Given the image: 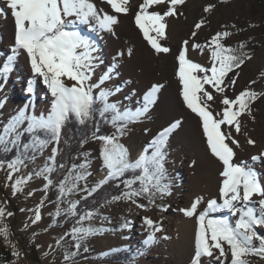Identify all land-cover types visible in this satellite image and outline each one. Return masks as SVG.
Masks as SVG:
<instances>
[{
    "label": "snow or ice",
    "instance_id": "1",
    "mask_svg": "<svg viewBox=\"0 0 264 264\" xmlns=\"http://www.w3.org/2000/svg\"><path fill=\"white\" fill-rule=\"evenodd\" d=\"M2 2L4 6L0 7V14L6 11L10 13L14 21L15 33L10 55L0 68V75L6 77L13 70L15 60L24 53L30 62L33 78H40L53 98L47 113L37 115L34 111L29 112L25 107L0 129V150L7 152L14 148L17 151V156L7 162L8 168L11 169L9 179L13 173L20 171L25 160H34L37 154L54 143L56 147L53 148L48 162L36 173L46 180L45 191L51 188L54 182L50 174L66 167L63 163L57 165L56 157L60 154L61 142L63 141L65 145L69 144L65 129L73 117L81 126L94 123L92 139L102 143L100 153L102 170L106 171L103 180L90 190L86 184L83 189L80 188V182L86 181L91 175L88 171L90 164L87 159L88 154L85 153L83 161L79 164L73 163L58 183L56 216L62 213L79 216L77 224L80 226H74L70 233L66 234L71 235L76 241L77 252L72 253L74 256L85 239L91 235L102 234L108 229L84 227V221L99 215L98 209L85 210L82 214H78L80 201L67 198L78 191H84L87 195L81 199L87 200L109 182H118L115 187L121 188L123 185V188L119 195L106 200L105 204L124 200L146 210L147 205L138 203V198L144 197L149 204H154L157 196L171 195V183H165L167 176L164 168L166 158L164 149L168 136L180 127L181 121L177 120L159 132L145 147L143 154L131 162L127 148L119 142L120 137L124 135L129 123L138 121L151 108L162 85H153L144 94L141 108L136 111L130 109L121 111L116 103L109 102V97L115 94L114 91L101 88V85L111 79V73L106 72L97 83H91L98 66L99 58L96 55L98 47L94 39L83 34V30L114 33V26L119 22L118 15L127 14L129 11L127 6L129 0H101V3L109 6L112 14L98 8L94 0H2ZM184 2L185 0H170L171 7L163 14L150 12L149 9L154 5L165 3V0H142L139 5L135 14V23L156 53H168L170 49L163 47L150 35V30L163 37L167 27L165 17L174 16L176 6ZM214 7L215 5L209 4L204 11L211 12ZM203 23L204 21L201 20L195 28L200 29ZM195 35L194 31L192 36ZM231 35L230 31H220L208 41L210 66L205 67L189 58L191 50L199 49L201 52L205 50V46L199 43L184 41V47L178 54V76L182 84L183 101L186 107L200 119L207 146L211 154L222 164L223 177L219 200L208 199L206 208L198 215L192 264H201L202 257H213V249L219 250V254L215 256L216 260H220L221 257L227 260L225 244L231 254L230 264H248L244 259L248 254L264 257V235L257 231V227L264 228V183L261 182L260 174L254 167L258 162L264 163V151L252 156L251 163L235 162L236 153L230 146L231 143L239 147V142L233 138L230 129L234 127L235 132L240 133L241 124L238 118L245 112L251 113V104L259 98V94L245 89L235 98H228L226 95V89L236 84V77H229L228 74L240 68L246 59L251 58L241 50L226 46L225 41ZM243 47L244 45L241 44L240 49ZM226 77L227 83H225ZM206 85L209 88L206 89ZM96 89L100 91L96 93ZM26 91L29 94L34 92L31 81ZM216 93L220 94L222 111L214 115L209 102H215ZM97 104L100 107H97ZM97 114L105 123L112 125L115 129L113 133L99 134V124L95 123ZM25 122L27 127L21 131V126ZM222 126L226 127L222 130ZM40 133L44 134V138H41ZM25 134L31 138L28 143L21 142ZM85 142V139H81V146ZM247 143L255 144V141L248 139ZM149 149H151L150 154ZM3 163L0 162V167ZM128 172H132L133 176L126 178ZM23 183H25L23 179L15 181L13 194L21 191ZM137 183L139 186L134 187ZM255 196L260 197L258 202L253 199ZM62 202H67L66 209L59 207ZM202 202L204 197H197L190 207L180 211L187 217H194ZM222 212L229 213L231 217L239 215L234 224L229 216L210 215ZM4 215L5 211L0 209V218ZM100 218L108 219L102 215ZM40 219L41 215L37 211L33 222ZM144 222L151 232L143 243L145 246H150L156 240V233L162 232L163 228L161 223L149 217H145ZM122 227H128V223L126 222ZM0 234L7 236L6 230H0ZM254 241H259L258 247ZM84 251L87 252L88 249L85 247ZM13 254L18 255L16 252Z\"/></svg>",
    "mask_w": 264,
    "mask_h": 264
},
{
    "label": "rangeland",
    "instance_id": "2",
    "mask_svg": "<svg viewBox=\"0 0 264 264\" xmlns=\"http://www.w3.org/2000/svg\"><path fill=\"white\" fill-rule=\"evenodd\" d=\"M141 3L142 0H129L127 5L129 11L127 14L118 15L119 22L114 26V33L83 30V34L94 39L98 47L96 53L99 58L98 66L91 83H97L106 72L111 73V79L101 85V88L114 91L115 94L110 96V103H116L121 111L125 109L136 111L141 108L144 94L153 85H165L166 88H170L172 103L167 107L153 104L138 121L127 128L119 142L127 148L129 159L134 162L139 150L149 145L148 143L159 132L177 120L182 121L180 127L168 136L164 149L166 156L164 168L167 176L165 183H171V195L157 196L154 204H149L144 197L138 198V203L147 205L146 210L124 200L107 206L94 219L83 222V226L108 230L102 234L89 236L81 243L78 253L71 257L66 253L63 242L73 248V253L77 252L76 241L71 235L66 234L70 233L74 226L80 225L74 219L69 220L67 214L56 216L58 195H49V189L45 191L44 188L46 180L36 174L46 165L56 145L49 144L34 160H25L20 171L13 173L11 179H9L11 169L7 163H3L0 167V209L5 211V215L0 218V230H6L7 236L0 234V250L6 249L13 255L14 259L10 264H156L154 247L152 244L145 246L143 243L151 232L144 218L149 217L165 228L168 225V216L176 214L179 208L190 207L191 203L188 206L187 203L194 196L199 194L205 199L207 197L219 200V189L223 180L222 164L211 154L207 146L200 119L183 101L182 84L178 76V54L184 47V41L205 46L203 52L193 49L189 53L190 59L205 67L210 66L208 41L217 32L232 33L225 41L228 47L240 50V45H244L241 50L251 58L237 72L236 84L232 90L226 89V95L228 98H235L241 91L249 89L257 92L259 98L251 104L250 114L245 112L238 118L241 124L240 133H236L234 127L230 129L233 138L239 142V147L231 143L230 146L236 153L235 162L251 163L252 156L264 151V0H185L182 5L176 6L174 16L165 17L167 27L163 37L150 30V35L163 47L170 49L168 53L161 54L155 52L135 23V14ZM209 4L215 7L211 12H205L204 9ZM102 6L105 7V10L103 9L105 12L112 14L109 6L104 4ZM169 7L170 0H165V3L152 6L149 11L163 14ZM201 20L204 23L197 30L195 25ZM173 27L179 29V35ZM194 31L195 37L192 36ZM120 53L123 55H119ZM29 75L33 78L32 71ZM35 79L37 101L44 97L45 102L51 105L53 98L46 86L40 78ZM68 83L71 84L70 81ZM15 88L16 93L22 96L21 89L18 86ZM205 88L209 86L206 85ZM99 91L100 89L95 90L96 93ZM209 103L214 115L222 111L219 93L215 94V102ZM19 110L13 104L7 90L0 87V129ZM33 111L39 115L36 105L29 108V112ZM26 127L27 122L22 129ZM224 127L226 126H222V130ZM248 139L254 140L255 144H248ZM101 149L102 143L98 140H94L86 147L87 157L91 160L88 168L91 175L86 181L80 182L81 189L86 184L90 190L105 178ZM254 167L260 174L261 182L264 183V163L259 166L255 164ZM17 179H23L25 183L21 185L20 192L13 194V185ZM86 195V192L78 191L67 199L79 201ZM253 199L258 202L260 197L255 196ZM206 202L201 203L193 219L198 220L199 213L206 208ZM66 205L67 202H62L59 207L63 208ZM256 206L258 207V203ZM37 211L41 219L34 223ZM9 213L11 215H8ZM101 215L108 219L101 220ZM210 215L229 216L234 224L239 214L236 217H231L227 212ZM175 219L177 220V217ZM126 222L128 227H122ZM257 231L264 235V228L257 227ZM165 235L162 232L156 233L155 241L163 242ZM176 237L179 235L175 230L170 243L175 241ZM254 244L258 247L259 241H254ZM170 245L166 247L169 252ZM85 247L88 249L87 252L84 251ZM121 247H129L134 252L135 257L131 262L96 260L98 256ZM213 251L214 256L207 257L205 264H230L231 254L226 244L227 260L223 257L216 260L215 256L219 254V250ZM14 252L18 255H14ZM244 259L248 264H264V257L257 254H248Z\"/></svg>",
    "mask_w": 264,
    "mask_h": 264
},
{
    "label": "bare ground",
    "instance_id": "3",
    "mask_svg": "<svg viewBox=\"0 0 264 264\" xmlns=\"http://www.w3.org/2000/svg\"><path fill=\"white\" fill-rule=\"evenodd\" d=\"M94 2L97 4L98 8H101V9L105 8L104 6H102L103 4L100 3L101 0H94ZM3 6H4L3 2L2 0H0V7H3ZM173 30L177 31V33L179 31V29L175 27H173ZM14 33H15L14 21L10 13L6 11L4 14H0V68H2L3 64L7 62V57L10 55V49L14 43ZM173 36L175 37V35ZM29 72H31L30 62L26 54L21 53V55L15 60L13 64V70L6 77L3 75H0V87H4L7 90V92L10 94L12 98L13 104L17 106V108H19L20 110L24 109L25 107H27L29 110V108H33L36 105L37 111L39 114L47 113V111L50 108V105L45 102L44 97L40 101L39 100L37 101L36 99L37 79L32 78L29 75ZM29 81L32 82V86L34 89V92L31 94L27 93L26 91ZM16 86H18V88L21 89L22 96H19V94L16 93V88H15ZM169 94H171L170 88L169 87L166 88L165 85L162 86L159 92L157 93V98L154 104L157 106H163V107L169 106L172 103V100H171L172 98L170 97ZM27 96H30V98L29 97L27 98ZM146 146L148 145L143 146L139 150L136 158H138L141 154H143ZM150 152H151V149H149V153ZM256 165L259 166L261 165V163L258 162L256 163ZM197 197H200L199 194L198 196H194L193 198L191 197L192 199H190L191 201L187 203V206L190 203H192ZM207 200L208 199L206 197L204 202H206ZM178 210L179 211L176 212V214L174 215L171 214L168 216L169 217L168 225L165 228L162 226L163 228L162 233H165L166 234L165 236L169 238L164 239L163 242L158 240L152 243V247H154V251L156 253L155 255L156 264H192V260L194 259L195 235L198 230V220L197 218L193 219V217L191 218V217L185 216L180 211V208ZM175 217H177V220L175 219ZM175 230L178 231L179 237H176L175 241L173 240V242L170 243L171 236L173 235V231ZM137 238H140V237H137ZM168 244H171L170 252L167 251L166 249ZM206 259L208 258L202 257L201 264H205Z\"/></svg>",
    "mask_w": 264,
    "mask_h": 264
},
{
    "label": "trees",
    "instance_id": "4",
    "mask_svg": "<svg viewBox=\"0 0 264 264\" xmlns=\"http://www.w3.org/2000/svg\"><path fill=\"white\" fill-rule=\"evenodd\" d=\"M235 49H237V48H235ZM247 60L248 59L245 60L244 64L241 65L240 68L235 69L233 72H230L228 74L229 77L235 76L237 78L236 73L240 69H242V67L245 65ZM225 83H227V77L225 78ZM232 89H233V87L229 88L227 90L230 91ZM109 102H110V97H109ZM97 107H100V105L97 104ZM109 119H110V115H109ZM95 123L99 124V127H100V133L99 134L107 135V134H111L115 131V129L112 127V125L110 123H105L104 120L99 118L98 114L96 116ZM133 123L134 122L129 123L127 125V128H129ZM22 126L20 129L21 131H23V129H24V128L22 129ZM94 128H95L94 123H89V124L84 125V126L79 125L75 121L74 117L68 123V125L65 129V133H66V138L69 139V144L65 145L62 141L60 144V154L56 157L57 165H59L60 163H63L66 165V167L63 170H57L56 172H53L50 174V177L53 179L54 183H53V186L51 188H49V195L50 194L51 195L52 194L59 195L58 183L60 180L63 179L64 175L67 174V169L70 168L73 163L79 164L83 161L84 154L87 153L86 147L94 141V139H92V133L94 131ZM127 128H126V130H127ZM39 135H41V138H44L43 133H40ZM30 139H31L30 136L28 134H25L24 136H22L21 142L22 143H28ZM81 139L86 140V142L83 144V146H81V144H80ZM40 155H41V153L37 154L36 157H38ZM16 156H17V151L14 148L10 151H7V152L0 150V162L7 163L8 161L13 160ZM87 159H88V157H87ZM88 160H89V162H91L90 159H88ZM136 174L138 175L139 172L137 171ZM132 176H133L132 172L126 173V178H130ZM116 183H118V182H109V184L102 186L100 188V190H98L93 196L89 197L87 200H82V199L79 200L80 204L78 205L77 213L82 214L85 210H97V209L100 213L104 208H106L107 206L116 202V201H114V202L109 203V204L104 203L106 200H111V198L113 196L120 194V192L123 188V185H121V188H117V187H115ZM138 186H139L138 183H137V185H134V187H138ZM67 207H68V204L61 209H66ZM62 214H66V213H62ZM69 217H70L69 220L74 219L75 221H77L79 218L78 215L77 216H69ZM94 218H95V216L92 219H94ZM84 222H86V221H84ZM63 246H64L66 253L69 256L74 257L72 255L73 248L70 247L69 244H67L66 242H63ZM134 257H135V254L129 247H121L118 250H114V251L107 253L106 255L98 256L96 260L97 261H110V262H115V263H129L133 260ZM13 259H14V257L10 253V251H8L6 249L0 250V264H10L13 261Z\"/></svg>",
    "mask_w": 264,
    "mask_h": 264
}]
</instances>
